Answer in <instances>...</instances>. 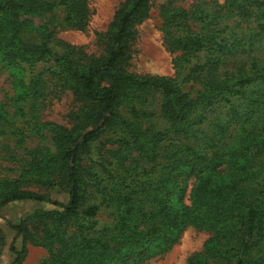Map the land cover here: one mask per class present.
Listing matches in <instances>:
<instances>
[{
  "label": "trees",
  "instance_id": "16d2710c",
  "mask_svg": "<svg viewBox=\"0 0 264 264\" xmlns=\"http://www.w3.org/2000/svg\"><path fill=\"white\" fill-rule=\"evenodd\" d=\"M154 1L125 0L103 54L85 58L52 45L57 27L86 28L87 0H0V66L27 126L3 119L0 135L20 149L29 134L50 140L25 150L30 160L17 178H0V218L14 203L53 207L11 226L22 240L20 251L10 247L12 264H22L29 244L47 251L44 264H141L188 226L210 237L187 264H264V0L214 8L168 0L160 16L174 77L137 76L127 71L132 45ZM59 10L60 24L32 25ZM187 83L200 87L195 97L182 90ZM50 88L72 96L69 128L40 121ZM157 113L168 122L163 131ZM208 114L216 116L202 131ZM96 148L104 153L93 160ZM33 188L58 189L67 202ZM101 208L112 222L99 228Z\"/></svg>",
  "mask_w": 264,
  "mask_h": 264
},
{
  "label": "rangeland",
  "instance_id": "374dc122",
  "mask_svg": "<svg viewBox=\"0 0 264 264\" xmlns=\"http://www.w3.org/2000/svg\"><path fill=\"white\" fill-rule=\"evenodd\" d=\"M167 1H154L148 19L137 26V36L132 45V57L127 68L129 73L137 76L174 77L173 56L167 52L164 46L163 21L160 16L161 7ZM124 2L125 0H87L89 14L86 28L78 30L57 27L55 33L56 41L52 45L56 52L63 50L64 45H66L82 57H100L105 49V33L113 21L116 10ZM196 2L197 0H175L173 4L187 7ZM207 2L210 4V7L213 6L212 8H214L216 5L222 6L225 0H207ZM220 16V22L223 23L227 15L223 12ZM63 17L64 13L62 10H59L56 11L54 16H47L42 19L32 18L31 21L33 26L38 27L46 23L48 25V22L51 24L53 20L57 24H60ZM42 68V66H38L36 70L38 71ZM182 90L195 97L196 93L201 89L197 84L187 83L183 85ZM50 92L51 94L47 97L40 112V121L69 128L68 116L75 109L71 94L52 88L49 89ZM13 99L14 90L11 79L6 70L0 66V127L4 125L3 119H6L9 123L27 130L24 119L19 117L17 108L13 104ZM156 104H158V101ZM215 108L218 107L216 106ZM220 111L222 110L219 109L218 113ZM215 116V114H208L207 122L201 127L202 131L208 128V124ZM153 122L156 124L157 130L160 131H163L168 126L167 120L159 114ZM23 140L24 144L22 145V149H20L15 139L7 135H0V178L15 179L22 174L25 164L30 160L25 150L34 151L36 149L44 150V148H50V140L46 137L41 138L40 136L29 134ZM96 146L99 147L98 144ZM109 148V145L104 146V150ZM98 149L96 148L93 151V160L104 153ZM223 168L224 166L219 167L218 171ZM194 181L195 178L192 177L185 182L186 192L183 203L187 206L190 205V190ZM35 190L47 194L54 201L67 202L66 196L59 192L58 189L42 190L37 188ZM52 209L53 207L50 205L34 202L14 203L3 209L0 218V230L3 235V242L0 244V264L13 263L14 255L10 251L12 244H14L17 251H20L22 248V240L16 237V233L11 229V226L26 220L36 211H49ZM110 213L108 209H100L96 216L99 228L107 226L112 222ZM28 226L32 228L33 225L30 222ZM209 237L210 233L205 228L188 226L177 236L175 243L167 251L161 252L159 249L150 248L151 257L141 264H187L188 259L193 254L202 251ZM26 249L27 255L22 264H44L49 258L47 251L35 244L27 245Z\"/></svg>",
  "mask_w": 264,
  "mask_h": 264
}]
</instances>
